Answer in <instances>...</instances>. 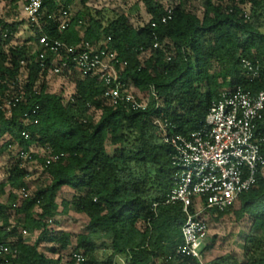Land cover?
<instances>
[{
  "label": "trees",
  "instance_id": "trees-1",
  "mask_svg": "<svg viewBox=\"0 0 264 264\" xmlns=\"http://www.w3.org/2000/svg\"><path fill=\"white\" fill-rule=\"evenodd\" d=\"M143 1L151 18L139 28L125 14L107 17L104 10L86 6L70 18L68 28L61 29V12L73 0H45L41 19L42 30L52 39L71 45L90 41L117 52L122 90L133 84L150 93L148 105L138 109L107 104L106 82L77 70L72 73L77 76L75 90L67 101L59 93L40 89L38 83L48 70L38 60L39 50L33 44L37 39L30 36L31 44L12 43L16 31L28 22L9 23L0 16V154L15 145L25 151L34 145L49 147L63 154L55 164L46 165V153L33 152L28 161L39 162L51 179L24 196L15 225H8V208L18 200L17 194L10 192L7 203L0 200V240L15 250L14 255L0 256V264H201L177 252L184 242L186 213L181 202L166 203L174 150L158 133L155 119L163 115L176 132L189 135L203 125L225 88L264 89V46L259 45L264 42V0H206L202 17L192 10L193 0H174L170 6L160 0ZM168 7L173 16L163 23ZM244 58L261 62L260 76L251 80L245 75ZM23 69L27 71L24 81ZM153 87L158 98L152 94ZM21 94L15 106H4ZM27 112L38 122L25 121ZM23 131L30 136L26 138ZM257 136L264 138V115ZM17 154L16 178L10 177L11 183L27 189L30 171ZM63 190L72 196L60 203ZM72 203L89 220L86 231L77 235L71 258L63 263L60 253L71 246V234L51 230L49 222L61 205L62 213H67ZM237 203L240 214L235 212ZM196 206L193 203L191 210ZM233 212L237 220L247 216L251 226L242 258L228 251L205 264H264V170L233 205L211 208L202 217L218 220ZM24 229L38 233L33 242L23 235ZM44 241L55 243L47 248L58 257L40 249ZM211 247L204 244L203 253ZM74 251L82 252L85 260L79 263L72 258ZM167 257L171 258L166 261Z\"/></svg>",
  "mask_w": 264,
  "mask_h": 264
},
{
  "label": "built area",
  "instance_id": "built-area-1",
  "mask_svg": "<svg viewBox=\"0 0 264 264\" xmlns=\"http://www.w3.org/2000/svg\"><path fill=\"white\" fill-rule=\"evenodd\" d=\"M44 1L23 0L21 13L14 16L15 20H26L30 24L31 36L37 39L33 44L39 50L38 60L42 69L54 74L66 72L70 75L77 70L82 76L98 75L108 85L104 92L107 104L123 103L134 109L146 107L148 104H142L133 93L122 90L123 83L116 68L117 52L98 48L90 41L71 45L52 39L42 30ZM61 16V29L68 28L72 13L63 9ZM172 16L173 9L168 7L161 20L167 23ZM4 36H8V31L4 32ZM155 46H159L158 41ZM22 63L25 61L22 60ZM243 65L249 79L260 76L262 64L258 60L244 58ZM22 74L24 69L21 80ZM152 94L158 98L155 87ZM22 96L8 100L4 106L10 109ZM36 113L37 109L33 111V114ZM263 115L264 89L254 92L236 85L222 90L220 97L212 103L203 125L189 135L176 132V127L163 115L155 119L158 133L174 150L171 157L174 168L172 187L166 203L181 202L186 213L182 225L184 242L178 246V253L193 256L205 264L202 248L209 233V223L202 215L211 208L224 210L233 205L243 192L258 182L259 174L264 170V138L257 136L258 122ZM24 119L38 122V119H32L31 112L25 113ZM23 135L26 138L30 136L27 131H23ZM44 149L46 165L55 164L63 155L53 153L49 147ZM33 152L32 149H20L19 157L32 160ZM21 190L23 196L29 195L25 187ZM193 203L197 206L191 210ZM23 233L28 231L24 229ZM12 253L14 255L15 250L10 243L0 240V256ZM72 258L80 263L85 260V255L74 251ZM170 258L167 257L166 261Z\"/></svg>",
  "mask_w": 264,
  "mask_h": 264
},
{
  "label": "rangeland",
  "instance_id": "rangeland-1",
  "mask_svg": "<svg viewBox=\"0 0 264 264\" xmlns=\"http://www.w3.org/2000/svg\"><path fill=\"white\" fill-rule=\"evenodd\" d=\"M160 1H162L166 6H170L174 3V0ZM22 3L23 0H0V16L9 23L14 22L15 14L21 13V9L19 7ZM205 3L206 0H193L192 2V10L200 17L203 16ZM77 6L78 10L75 11L74 9H71L70 12L72 15L79 13V11L84 9L86 6H90L93 9L104 10L107 17H114L115 14H125L129 17L130 22L138 28L144 26L151 18L143 0H81L78 2ZM249 7L250 4L247 8ZM30 36L31 26L28 23H24L20 29L16 31L12 43L31 44L32 42L29 40ZM259 45L260 47H263L264 42L259 43ZM143 57H145V55H143ZM26 72L27 71L24 70V74H22V81L26 78ZM76 81L77 76L72 74L69 77H65L63 76V73L54 74L48 71L46 74L42 75L38 83V87L43 90L59 93L62 95L63 99L67 101L74 93ZM128 91L133 93L145 106L149 103V92H141L133 84L129 85ZM1 143L2 140H0V145ZM19 149L20 146L15 145L11 148V150H7L0 154V200L2 202H6L10 192L17 194L18 196V200L15 204L13 203V206L8 208V225L10 226L15 225L17 223V219L22 215L21 207L24 203V196L21 192V188L12 184L10 179V177L16 178L13 168L18 161L17 152ZM32 150L45 151L44 148L38 146L36 148L35 145L32 147ZM22 163L30 171V174L27 177V190L29 194L34 193L38 187L45 186L50 182L51 177L48 173L44 172L43 167L39 162L36 161V164H33L31 161L23 159ZM71 196V191L63 190L58 198V201L61 203L63 199H70ZM63 209L64 207L61 205L59 214L51 218L49 228L53 231H64L71 234V246L64 249L60 253L63 258V263H67V261L71 258V253L77 243V235L86 231L89 218L82 208L74 203L69 205L67 213H62ZM235 209L236 213H241L238 203ZM236 213H230L218 220H214L208 215L206 216L209 223V233L205 240V244H209L212 247L207 253H204L205 261L218 255H222L228 251H234L240 258H242L244 240L250 231L251 226L247 216H244L241 220H237ZM23 235L28 237L31 242H33L38 233L30 234L28 232L27 234L23 233ZM51 245H55V243L44 241L40 244V249L48 256L58 257L59 254L48 250L47 247H50ZM5 264L12 263L7 262Z\"/></svg>",
  "mask_w": 264,
  "mask_h": 264
},
{
  "label": "crops",
  "instance_id": "crops-1",
  "mask_svg": "<svg viewBox=\"0 0 264 264\" xmlns=\"http://www.w3.org/2000/svg\"><path fill=\"white\" fill-rule=\"evenodd\" d=\"M81 0H73V2L70 4L68 10L71 11V9H74L75 11L78 10V2H80ZM20 9L22 8V5L19 7ZM77 14V13H76ZM75 15V14H74ZM15 21V20H14ZM119 259H123L122 257L118 256Z\"/></svg>",
  "mask_w": 264,
  "mask_h": 264
}]
</instances>
